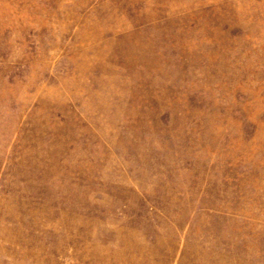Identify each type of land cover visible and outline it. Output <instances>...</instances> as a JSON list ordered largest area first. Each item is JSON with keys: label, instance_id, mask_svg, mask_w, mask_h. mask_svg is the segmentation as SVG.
Here are the masks:
<instances>
[{"label": "rangeland", "instance_id": "1", "mask_svg": "<svg viewBox=\"0 0 264 264\" xmlns=\"http://www.w3.org/2000/svg\"><path fill=\"white\" fill-rule=\"evenodd\" d=\"M0 264H264V0H0Z\"/></svg>", "mask_w": 264, "mask_h": 264}]
</instances>
